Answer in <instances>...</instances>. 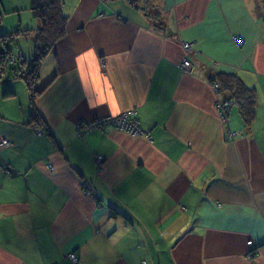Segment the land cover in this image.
Instances as JSON below:
<instances>
[{"label":"crops","instance_id":"1","mask_svg":"<svg viewBox=\"0 0 264 264\" xmlns=\"http://www.w3.org/2000/svg\"><path fill=\"white\" fill-rule=\"evenodd\" d=\"M62 10L65 33L38 71L40 121L24 80L0 78V264H264V0H63ZM31 17L14 37L35 44ZM217 72L255 89L250 125L234 100L221 121L215 103L230 92L213 87ZM131 108L149 138L77 135V122Z\"/></svg>","mask_w":264,"mask_h":264},{"label":"trees","instance_id":"2","mask_svg":"<svg viewBox=\"0 0 264 264\" xmlns=\"http://www.w3.org/2000/svg\"><path fill=\"white\" fill-rule=\"evenodd\" d=\"M131 5L137 7L139 0H127ZM63 0H28V8L34 19L39 21L35 27L34 50L28 61L19 60L20 65L10 67L8 69L10 75L20 77L24 80L29 95V106L31 108L30 118L36 123L40 121V117L34 110V98L42 89L37 87V78L39 66L42 59L52 50L55 43L64 35L66 28L67 15L62 10ZM29 29L16 28L8 35H17L19 32H27ZM4 35H0L3 38ZM13 59L10 61V59ZM8 62H16V58L9 54V49L0 52V78L2 77L5 64ZM26 62V64H22ZM23 65V66H22ZM212 82L218 83V90L227 89L230 97L227 101L238 105L239 114L245 125H250L255 108V89L244 84L240 78L231 73L217 72L210 77ZM12 91L8 87H4L3 95L9 96Z\"/></svg>","mask_w":264,"mask_h":264},{"label":"built area","instance_id":"3","mask_svg":"<svg viewBox=\"0 0 264 264\" xmlns=\"http://www.w3.org/2000/svg\"><path fill=\"white\" fill-rule=\"evenodd\" d=\"M181 46L186 52V54L180 61L179 65L183 70H188L191 68V60L188 54L191 43L181 41ZM12 60L13 59L11 58L10 61ZM212 85L213 87L218 89L217 82H213ZM230 106H231V101H227V100H217V102L215 103V108H216L217 114L220 117L221 121L223 122L226 121V117L228 115ZM105 127H114V128L122 129L131 134L143 135L147 138L150 137L149 134L145 132L138 125V122L136 119V110L133 108L122 111L121 113L117 115H105V116L96 117L90 120L77 122L76 131H77V135H80L83 132L91 130V129L103 130ZM235 136H236L235 132L230 131V130L226 131L227 139H234ZM1 144L9 145V141L3 138L1 140ZM93 160L97 166H100L104 160V156L99 153L95 154L93 157ZM83 189L85 190V192H88L90 195H92V188L89 183H85ZM247 245L249 247H254V243L251 239L247 240ZM248 255H250V252H248ZM67 256L71 261L75 262L78 260V257L74 252H69Z\"/></svg>","mask_w":264,"mask_h":264},{"label":"rangeland","instance_id":"4","mask_svg":"<svg viewBox=\"0 0 264 264\" xmlns=\"http://www.w3.org/2000/svg\"><path fill=\"white\" fill-rule=\"evenodd\" d=\"M17 1L21 8L18 11H14L13 7L11 6V3ZM142 2V1H141ZM0 35H4L3 38H0V52H3L6 49H9V54L16 58V62H8L5 64V68L3 73L1 75L10 76V73L8 69L10 67L18 66L20 65L19 60H22V58L25 61H28L30 56L33 53L34 44L32 41L31 36H11V38L8 37L10 33L13 32L17 27H20L19 20L20 18L31 17L30 10L28 8V0H0ZM140 3V0H139ZM4 6V7H3ZM31 19L34 21V19L31 17ZM36 21V20H35ZM24 42L26 45L30 46L31 48L26 52V55L20 53V48L18 47V43ZM21 55V56H20ZM25 55L26 57H24ZM9 77V78H10ZM14 81H18V83H21L24 85L23 80L20 79H14Z\"/></svg>","mask_w":264,"mask_h":264}]
</instances>
